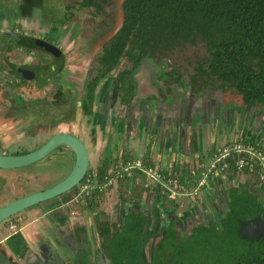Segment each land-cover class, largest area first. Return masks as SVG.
Masks as SVG:
<instances>
[{"label": "crops", "instance_id": "obj_1", "mask_svg": "<svg viewBox=\"0 0 264 264\" xmlns=\"http://www.w3.org/2000/svg\"><path fill=\"white\" fill-rule=\"evenodd\" d=\"M19 1L29 3L25 9L29 13L32 23L26 24L21 19L18 26H29L35 37L43 34L50 36V16L43 19L39 18V13L43 8V0ZM93 12L95 11L93 10ZM7 15L8 12H0L2 20H5ZM65 18L66 23L62 29H66V31H61L57 26H54L52 40L56 42L64 32H66L63 35L65 36L63 37L64 42H74L75 36H79L78 32L73 33V27L69 26L67 28L69 23L68 18ZM69 19L71 20L72 17H69ZM3 24H6L5 21ZM143 65L149 66V68L154 66L151 61H146ZM156 67L163 71L167 69L165 65L158 66L156 64ZM173 67L175 68V66ZM161 74L158 69H151L149 74L151 76L149 79L152 81L149 84L152 87L151 91L146 85L144 87V81L138 78L133 77L122 80L123 84L120 86V91L123 93V113H121L123 114V124L117 120V111L114 115L109 113V110L107 113V110L102 112L98 91L95 93L94 102L98 99L99 107L97 112H94L95 114L90 112L89 109L87 110L85 106H75L76 110L73 112L75 122H80L78 125H81L83 113L86 114L85 125L91 126L90 130L94 134L96 130L99 132L96 138L89 139L85 128L79 130L78 126H70V123L62 127L65 132L73 133L83 139L87 145L90 154L88 173L95 171L100 179L101 170H105V172H102L104 173L102 174L104 176L103 182H96L88 195L94 189L110 186L106 197L109 199L110 196V200L103 203H109L112 213H116L117 208L123 207L124 202H126L127 208L133 201L140 202L146 211L158 210L157 212L153 211V214L157 213V216L163 218L164 221H171L175 218L174 222L177 225H173L179 231L190 230L193 225L201 221V218L204 220L209 219L212 215L210 212L218 214V212L226 210L231 193L235 189L239 193L246 190L250 194L257 195L259 200L264 202V188L258 180L252 176L239 173L233 168L217 170L206 177L205 185L202 189L200 188L198 196L186 195L187 191L191 192L198 186L201 179L199 173L201 171L196 167L201 165L203 170L208 168L210 159L217 149L236 142L252 145L251 141L264 147V110L262 111L260 106H245L243 102L238 106L234 103L230 104V101L223 100L224 93L218 88L213 89L217 93L215 95H211L214 91L208 92L205 89V84L202 88L199 87V91H193V85L189 84V79L186 81V77H183L181 79L182 84H179L169 77H161ZM55 75V80H52L53 83L64 86L66 81L62 76ZM69 88L75 97L74 91H71L74 88L71 85ZM130 88L134 89L132 96L129 94ZM85 89L86 86L82 87V94H85ZM234 97L241 98L236 95ZM210 102L211 106H209ZM103 113L105 115L109 113L111 119L106 122ZM87 115L90 116L87 117ZM193 115H199L203 119L204 123L201 128L189 121ZM225 117H227L226 121ZM134 120H139V124H135ZM223 122L227 124V126L225 125L227 129L223 128ZM103 134L104 136L107 134L109 137L105 144L102 143ZM115 134L123 137V160L119 165H114V162L107 163L109 160L106 158L107 154L120 151V141L115 144L112 143L111 136ZM83 136H86V138ZM137 160H140L145 168L152 167L156 169L162 175L164 181L169 179V177H166L167 175L173 176L170 179L175 181V184L171 187L176 192V195L172 197L173 201L178 204L176 212H161L160 208L158 209L161 203L159 202V204L156 201V193L153 195V192L159 187L160 193H163V189H160L161 180L152 179L147 174H141L139 170H135L132 176H122V165ZM192 170L197 173L192 174ZM177 171H179V175L184 176V182L179 183L175 177L178 175H176ZM117 176L119 180L116 182L115 178ZM133 177H136L137 180L129 185V178L133 179ZM146 182H151L154 187L152 189L151 186H149L150 188L146 187ZM167 189L170 188L167 187ZM79 190L80 187L77 191L68 193V196L63 197L64 199L60 203L57 202L59 204L48 201L15 215L14 218L19 219L18 223L21 227L15 233H12L9 228V222L14 218L1 223L0 264H61L63 260H66L67 264H74L73 260L77 261L78 264H82V261L85 264L98 263L101 258L100 255L103 254H100L102 252L101 247H103V238L99 232L103 216L101 215L99 218L101 212L96 209L100 208L101 204L93 209L87 206L85 201L89 197L88 195L77 202L76 196L81 193ZM127 190L134 197L133 201H130V196L126 198L129 202L124 200L123 191ZM167 193L170 194L171 191L169 190ZM73 194L74 201L79 205L80 213L73 210V207H65L66 203L70 202ZM192 210L195 211L193 219L197 217L198 219L193 224H186L187 221L184 220L185 222L179 225L182 222L181 219L185 217L184 213H189ZM94 218H96L95 226L93 224ZM91 221L92 224H90ZM78 227L87 231L88 249L80 250L81 247L78 249L80 244L75 232ZM72 245L75 248V250L73 249L76 251L75 254L71 253ZM65 248H69L70 255H64ZM104 249H106L105 246L103 252ZM106 264H108L107 259Z\"/></svg>", "mask_w": 264, "mask_h": 264}, {"label": "trees", "instance_id": "obj_2", "mask_svg": "<svg viewBox=\"0 0 264 264\" xmlns=\"http://www.w3.org/2000/svg\"><path fill=\"white\" fill-rule=\"evenodd\" d=\"M105 3L83 0L81 7L98 14ZM122 11L120 27L98 57L99 73L106 68L109 74L123 62L116 75L123 80L134 76L144 62L160 59L167 68L159 69L160 76L182 84L184 74L166 61L169 52L203 44L206 54L196 59L195 71L188 77L193 91L203 84L207 87L206 82H200L207 79L219 84L214 88L240 96L245 106L264 110V0H123ZM65 16L73 15L67 11ZM101 78L99 74L86 88L85 101L90 104ZM130 90L132 96L134 89ZM251 143L264 152L260 144ZM230 168L235 170L232 161ZM102 172L105 170L101 177ZM243 174L257 177L248 171ZM175 177L184 182L183 175ZM161 188L162 194L159 187L153 192L161 203L158 209L176 212L178 204L162 184ZM105 192L94 189L85 203L92 209L98 207L107 197ZM233 192L226 210L210 212L209 219L201 218L186 231H179L171 222L164 225L163 218L153 214L154 210H144L133 196V206L123 211L121 223L115 213L101 211L105 217L99 230L108 264H264V236L249 239L239 232L240 221L264 215V202L246 190Z\"/></svg>", "mask_w": 264, "mask_h": 264}, {"label": "rangeland", "instance_id": "obj_3", "mask_svg": "<svg viewBox=\"0 0 264 264\" xmlns=\"http://www.w3.org/2000/svg\"><path fill=\"white\" fill-rule=\"evenodd\" d=\"M106 3L103 7V11L100 13L93 12L92 8H83L81 7V2L82 0H43V8L41 9L39 16L40 19L45 18L46 16H50V33L51 37L54 34V26H57L59 30L61 31H66V29H62L65 26L66 23V18L64 17L66 12L69 11L72 13V19L70 20L69 17L67 19L68 21V26L73 27V33L78 32L79 36H75V46L72 45V43L66 42L63 46V50L66 51L68 49L73 50L70 51V53L67 55V59H69L68 65L71 63L72 65L70 66V70L68 71V75H66V81L64 83V86H58L53 83V81L49 82L48 88L52 91L50 94H48V90L44 89L36 94L38 95V99L42 100L44 99V96L48 99V101H51L52 99L57 100V96H52L54 93V89H60V92H62V95L64 93L65 97L67 99H71V95L68 94V91L70 90L69 86L70 84L74 85V95L75 98L73 99L77 101V105L79 106V97L82 95V87H84L86 81L90 80L91 78L95 77L97 73V69L99 68L98 65V57L102 54L103 52V47L109 42V40L112 38L114 33L117 31V29L120 27L122 21H123V11H122V2L123 0H105ZM11 7V3L7 0H0V12L1 13H9ZM67 10V11H66ZM23 31L25 29L24 25H21ZM56 28V27H55ZM57 29V28H56ZM72 29V28H70ZM66 32L62 33L61 36L58 39V44H62L61 40L64 37L63 35ZM93 39V40H92ZM93 41V42H92ZM69 43V44H68ZM68 44V45H67ZM83 53L81 54V52ZM206 54L205 47L203 44H199L196 46H183L178 49H175L174 51H170L168 54V57L166 58V61L171 64V66L177 67L180 72L184 74V77H186V81H188V77L194 73L195 67H196V59L199 57H203ZM18 56V55H17ZM151 64L154 66L152 69L154 70H159V67H156V64L159 66H163L164 60L160 59H151ZM145 63V62H144ZM67 65V67H68ZM123 65V62H122ZM120 65V67H122ZM120 67L118 68H112V71L109 73L112 76L117 75V73L120 70ZM106 68H103L102 72H100V76H102L100 83L98 84L97 91L100 92V89L104 85V81L106 80V76L109 75L107 73ZM109 72V71H108ZM107 73V74H106ZM104 74V75H102ZM150 70L149 66L143 65L139 71L132 76L131 78H138L139 80H143V86L145 85L149 88V90H152L151 85V80L149 77L150 75ZM137 75V77H135ZM200 81L206 82L207 87L209 89L214 88L213 85L217 86L219 85L216 82H211L207 81V79H201ZM210 83V84H209ZM1 87V85H0ZM69 88V89H68ZM143 89V88H142ZM79 91V92H78ZM142 91V90H141ZM210 92V90H208ZM35 94V95H36ZM217 94L215 91L211 95ZM230 94V93H229ZM69 95V96H68ZM77 97V98H76ZM238 97V96H237ZM234 101L235 105H240L242 103L241 98H236L232 96L231 98ZM65 100L59 99L58 101ZM226 100V99H223ZM29 100H26V103H32L31 101L28 102ZM227 103V102H226ZM225 103V104H226ZM72 104V103H71ZM224 104V103H223ZM224 104V105H225ZM231 104V102H230ZM4 105H7L6 99L4 96L0 93V108L3 107ZM228 107V105H227ZM74 109V108H73ZM65 109H58V108H53L51 109L52 111V118L53 117H62L61 113ZM227 116V114H225ZM104 120V118H102ZM227 117H225L226 121ZM5 121V120H4ZM60 122V119H58L55 123L57 124ZM86 122V114L83 113V119L80 122L76 123L75 121H70V126H78L79 130L81 128H85L86 132H88V137L89 139H94L96 138L97 133H99L97 130L94 132H91V126L85 125ZM110 122V121H109ZM7 123L9 125L8 129L6 130V133L0 129V151H10V152H16V153H22L26 151L27 153L37 149L40 147V143H43L47 141L50 137H52L56 133H60L63 130V128H58L55 129V123H54V118L52 120V129L49 131H36L35 132H27L28 134H25V124L24 121L22 120V117L20 116L18 121L12 122L7 119ZM65 121H63L61 125H63ZM199 123L203 124L204 121L201 120ZM119 125V123H117ZM5 124L0 123V127H3ZM117 125V127H118ZM227 124L223 122V128L227 129ZM200 126V125H199ZM6 127V126H5ZM97 129V128H96ZM78 130V131H79ZM34 131V130H32ZM101 131V130H100ZM102 133V132H101ZM100 133V134H101ZM109 133V132H108ZM107 133V134H108ZM103 134V141L102 143H106L109 140L108 135ZM123 135V133H122ZM86 138V136H83ZM112 143H117V141H120L119 144V152H116L113 154L109 153L106 155V158L109 160L107 163L114 162L115 164H118L123 160V137L120 135H112ZM111 140V141H112ZM113 146V145H112ZM111 146V147H112ZM105 147V146H104ZM2 149V150H1ZM118 151V150H117ZM120 155V156H119ZM74 165V156L70 154V156H63L61 155L59 150H54L51 152L48 156L43 158L42 160L23 167V168H18V169H10V170H5V169H0V207L6 205L7 203L15 200L16 198H19L21 196L30 194L32 192H37V191H42L47 188H50L54 186L55 184L59 183L62 181L72 170ZM104 180V176L101 177L98 181L99 183ZM119 180V177L117 176L115 178V181L117 182ZM137 178L133 177V179L129 178L128 184L130 185L132 182H136ZM153 182V181H152ZM148 187V185L146 186ZM78 189L74 191H70L68 193H73L77 191ZM104 194H106L105 191H107L106 188H101L100 189ZM68 193L65 194L63 197L65 198L68 196ZM128 196H131L129 191H123V198L125 201L129 202L126 200ZM63 197H60V200L64 199ZM109 199L105 198L103 202H106L110 200V196L108 197ZM59 199V198H57ZM57 199L50 201L55 202ZM131 201V199H130ZM101 203L100 208L96 209L98 211H107L109 213H112V209L109 206V203ZM133 204V203H131ZM129 205V207L133 205ZM85 206V205H84ZM65 207H73V210L79 211V205L74 201V194L70 200L69 203H66ZM97 207V206H96ZM126 202H124L123 205V211L126 210ZM114 212V211H113ZM80 213V211H79ZM103 212L99 214V218L102 215ZM98 214V213H97ZM116 217V214H114ZM186 215V214H185ZM98 216V215H96ZM107 216V214H106ZM105 217V216H103ZM123 217V216H122ZM102 219V218H101ZM93 224L95 226L96 224V218L93 220ZM122 221V219H121ZM120 221V223H121ZM87 223V222H86ZM123 223V222H122ZM92 224V221L90 222ZM86 226V225H85ZM84 228L78 227L76 229V234L77 238L79 240V247L82 249L80 250H85L88 249V238H87V231ZM95 230V228H94ZM97 230V229H96ZM100 232V231H99ZM101 233V232H100ZM102 235V234H101ZM150 241V239H149ZM106 244V243H105ZM102 245L103 247L105 246L103 244V239H102ZM90 247V245H89ZM98 247V246H97ZM102 247V248H103ZM66 249V248H65ZM69 249V248H68ZM66 249L64 251V255H70L71 253H76L74 246H71V251ZM74 249V250H73ZM79 251V250H78ZM104 251H106L104 249ZM106 254V252H105ZM95 261V260H94ZM74 264H78L77 261L73 260ZM70 263V262H69ZM61 264H67L66 260L61 261ZM82 264H85L84 261H82ZM98 264H102L101 261L98 262ZM105 264V263H104Z\"/></svg>", "mask_w": 264, "mask_h": 264}, {"label": "flooded vegetation", "instance_id": "obj_4", "mask_svg": "<svg viewBox=\"0 0 264 264\" xmlns=\"http://www.w3.org/2000/svg\"><path fill=\"white\" fill-rule=\"evenodd\" d=\"M7 1L11 3L10 11L5 20H2V18H0V93L4 96L7 102V105H4L0 108V123L5 124L3 127H0V129L6 133V130L10 125V123H7V119L12 122H17L20 116L24 121L23 124L26 125L25 134H28L27 132L30 131L35 132V130H41L44 132L51 130L53 127V118L54 123L58 119H60V122H58L57 124L55 123V129L62 128L65 124L70 123V121H75L73 112L74 110H76L75 106H78V102L73 99V92L71 93L70 90L68 91V94L72 95V98L67 99L64 93L62 95L60 89H54L55 91L52 96H57V98L59 99L64 98L65 100H62V102L58 101L59 99H52L51 101H48L46 96H44V99L42 100H37L38 95L36 93L46 89L48 90V94H50L52 91L48 88V85L49 82L55 80V74H58V76H62L64 80L66 79V75H68V71L70 70V66L72 65L71 63L68 65L69 59H67V55L74 48H70L64 51L62 49L64 44L66 43L64 42V38L61 40V43L63 42V45H59L58 42L52 40L51 35L49 36L47 34H43L35 37V35L31 32L29 26H27L28 28L25 27L24 30L26 31H23L22 27L18 26V23H20L21 19L26 24L32 23L29 13L26 12L25 9L29 5V3H27L26 1L21 3V1L19 0H17V2H15V0ZM4 21L6 24H3ZM26 41H31V43H26ZM75 41L76 39L74 40V42L69 43H72V45L75 46ZM82 53L83 51L81 52V54ZM151 69L152 68L150 67V72ZM98 75L99 70L97 69L95 77L86 81V88ZM106 80L107 81H104L105 83L99 92L100 101L102 104L101 110L102 112L107 110L106 113L109 110V113H112L113 115L115 114V111H117V120L121 122V124H123V114H121L123 113V93L120 91V86L121 84H123V81L110 74L106 76ZM70 85L74 88L73 84ZM205 89L214 91V88L209 89L206 87ZM96 92L98 91L96 90ZM223 93V99L234 103V101L231 99L233 96L232 92L224 91ZM83 94L79 97V106L84 107L86 104V106H88L87 110L89 109L90 112L95 114L94 112H97L99 107L97 101L98 99L96 98L97 100L95 102L93 101V103L90 104L89 101H85V94ZM26 100H29L28 102L31 101L32 103L28 104L26 103ZM209 106H211V102L209 103ZM52 107L54 109H65L61 113L62 117L57 116L56 118H52ZM109 113L108 115H105V113H103V115H105L104 117L106 118V122L107 120L111 119ZM89 116L90 115H87V117ZM63 121H65V123L60 126ZM45 142L38 145L42 146ZM55 150H59L61 155L63 156H70V154L73 155L70 149L66 147H58ZM0 153L17 154L16 152L10 151H0ZM25 153L27 152L24 151L19 154ZM147 185L149 187L152 184L151 182H146L145 186ZM74 190H76V188ZM194 213V210L189 213H184L186 215L183 219H181L182 222L179 225L183 224V222L185 221H187L185 222L186 224H193L195 220L198 219V217L193 219ZM115 214L117 217V222L120 223L123 216V207L117 208ZM174 220L175 218H173L171 221L165 220L164 225H167L170 222V224H176ZM101 251L102 252H100V254H103L100 255V261L102 262V264H106L107 256L105 254V251L103 252L102 247Z\"/></svg>", "mask_w": 264, "mask_h": 264}, {"label": "water", "instance_id": "obj_5", "mask_svg": "<svg viewBox=\"0 0 264 264\" xmlns=\"http://www.w3.org/2000/svg\"><path fill=\"white\" fill-rule=\"evenodd\" d=\"M201 120L203 119L199 115H193L189 121L197 124V126L200 125L199 127L201 128L203 125L199 123ZM139 122V120H134L135 124H139ZM140 130L143 131L142 129ZM58 147H66L73 153L74 165L71 172L62 181L50 188L21 196L0 207V224L26 209L63 197L74 190L86 177L90 164L89 149L83 139L65 131L54 134L42 146L29 153H0V169L10 170L32 165L45 158ZM55 202L60 203L61 200L59 199ZM239 232L245 238H262L264 236V215H259L248 221H240ZM105 252L106 256H108L107 251Z\"/></svg>", "mask_w": 264, "mask_h": 264}, {"label": "built area", "instance_id": "obj_6", "mask_svg": "<svg viewBox=\"0 0 264 264\" xmlns=\"http://www.w3.org/2000/svg\"><path fill=\"white\" fill-rule=\"evenodd\" d=\"M235 157V159H233ZM230 161L233 163L234 169L239 173H244L248 171L251 174L257 175L256 179L259 184L264 188V152L252 145H244L241 142H236L231 145L223 146L220 149H217L209 162V167L205 170L202 169L201 165H198L196 168L200 170V177L198 186L193 191H187L186 195L198 196L200 188L202 189L206 182V177L212 174L215 171L226 170L230 168ZM123 175H130L135 173V170L141 171V174H147L150 178L155 180H161L163 187L166 191H171L168 195L169 198H172L176 195L175 190L172 189V185L175 184L173 179H167L164 181L162 175L154 168L147 167L145 168L140 160L134 162H128L124 166L122 165ZM197 173L192 170V174ZM99 180V175L95 171H92L86 175L82 183L79 185L81 193L76 196V201H80L86 195L90 193V189L96 185V182ZM170 188L169 190L167 189ZM190 192V193H189ZM15 217V216H14ZM12 217V218H14ZM10 218V219H12ZM19 219L11 220L9 222V228L12 233L20 230L21 227L18 223Z\"/></svg>", "mask_w": 264, "mask_h": 264}, {"label": "clouds", "instance_id": "obj_7", "mask_svg": "<svg viewBox=\"0 0 264 264\" xmlns=\"http://www.w3.org/2000/svg\"><path fill=\"white\" fill-rule=\"evenodd\" d=\"M79 187V186H78Z\"/></svg>", "mask_w": 264, "mask_h": 264}]
</instances>
